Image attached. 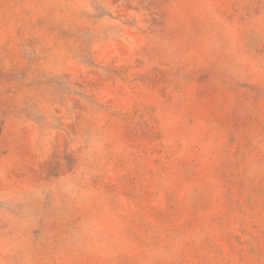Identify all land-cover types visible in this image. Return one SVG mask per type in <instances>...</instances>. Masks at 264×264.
<instances>
[{"label": "rangeland", "instance_id": "1", "mask_svg": "<svg viewBox=\"0 0 264 264\" xmlns=\"http://www.w3.org/2000/svg\"><path fill=\"white\" fill-rule=\"evenodd\" d=\"M0 264H264V0H0Z\"/></svg>", "mask_w": 264, "mask_h": 264}]
</instances>
